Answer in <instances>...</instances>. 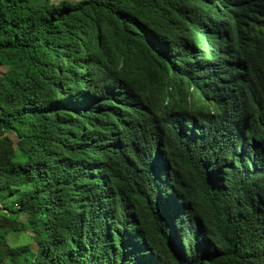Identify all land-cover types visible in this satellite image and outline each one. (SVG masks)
Here are the masks:
<instances>
[{
    "label": "trees",
    "instance_id": "16d2710c",
    "mask_svg": "<svg viewBox=\"0 0 264 264\" xmlns=\"http://www.w3.org/2000/svg\"><path fill=\"white\" fill-rule=\"evenodd\" d=\"M0 64V264H264V0H0Z\"/></svg>",
    "mask_w": 264,
    "mask_h": 264
},
{
    "label": "rangeland",
    "instance_id": "374dc122",
    "mask_svg": "<svg viewBox=\"0 0 264 264\" xmlns=\"http://www.w3.org/2000/svg\"><path fill=\"white\" fill-rule=\"evenodd\" d=\"M5 69H6L5 66L3 64H0V73H4ZM9 135L12 137V139H14L15 142L17 141V138L14 134L10 133ZM16 148H17V152H19L18 146H16ZM20 238H21V234L19 232H12L8 236V240L12 244L17 243Z\"/></svg>",
    "mask_w": 264,
    "mask_h": 264
}]
</instances>
